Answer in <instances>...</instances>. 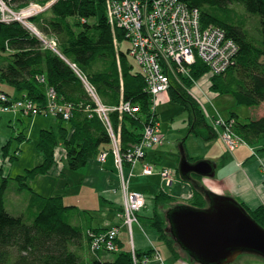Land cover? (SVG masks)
<instances>
[{"label": "trees", "instance_id": "trees-1", "mask_svg": "<svg viewBox=\"0 0 264 264\" xmlns=\"http://www.w3.org/2000/svg\"><path fill=\"white\" fill-rule=\"evenodd\" d=\"M3 1L18 8L30 3L29 0ZM33 1L46 6L53 0ZM182 1L190 9L201 12V23L206 27L223 29L227 38L238 47L236 60H233L235 63H230L225 72L212 78V92L216 96L230 95L237 106L250 108L264 105V0ZM235 3L241 13L228 11L226 15H219L210 11L213 8L228 10L227 7L235 6ZM106 12L105 0H56L47 10L31 17L33 26L42 33L45 41L50 43L54 40L55 48L21 22L8 24L0 21V84L4 85L0 94L24 100L26 106L45 109L53 100L52 91L56 96L52 103L69 107L71 115L66 122L61 114L56 130L41 132L37 148L42 152L43 161L34 169L27 170L26 175L13 178L4 171L6 166L1 167L0 164V264H149L154 256L150 249L146 252L134 250L136 256L133 257L120 236L117 243L121 250L115 256L109 254L106 247L95 249V238L109 227L90 226L84 230L68 223L67 217L72 212L82 215L77 205H67L64 194L45 196L32 192L31 188L32 181L38 176L58 178L64 172L80 171L104 153L114 155L113 137L108 129L111 125L114 133L121 135V156L141 145L147 127L160 128L157 108L153 111L156 101L148 90L147 79L130 52L125 53L120 48V43L128 40L127 34L110 25ZM246 12L259 23L255 28L257 33L250 32L246 27L248 21L242 16ZM132 60L138 65V70ZM191 67L190 77L177 79L173 78L176 75L170 76L168 98L188 112L189 136L195 135L205 142L212 141L219 136L217 125L209 122L201 105L188 93L195 81L212 71L200 58ZM87 84L106 108H117L125 102L138 107L140 113L130 115L110 111L111 125L107 126L96 112L98 103L89 93ZM23 108L20 107L21 110ZM44 111L47 113L48 109ZM228 119L226 125L233 139L251 147L256 159L263 160L264 114L249 122L242 121L236 113H231ZM8 146L3 148L4 156L10 153ZM60 147L64 149L63 163L57 164L56 152ZM10 156V163L13 164L16 155ZM188 158L192 161L189 155ZM123 159L126 160L125 157ZM124 166L126 169L132 167L127 162ZM262 168L264 170V162ZM9 180L18 182L20 192L28 189L32 192L28 199V210L33 212L32 222H27L24 215L14 216L7 211L5 196ZM193 185L197 191L190 198L189 205L207 208L208 201L202 197L207 191L204 187ZM154 198L157 214L151 221L152 227L159 232V240L166 243L175 259L180 260L181 248L168 232V221L161 215V209L168 205L169 209H174L182 204H177V199L163 190L157 192ZM244 206L264 227V204L254 211ZM71 219L75 221L74 214ZM85 250L88 261L78 255ZM191 261L197 264L193 259Z\"/></svg>", "mask_w": 264, "mask_h": 264}, {"label": "rangeland", "instance_id": "rangeland-1", "mask_svg": "<svg viewBox=\"0 0 264 264\" xmlns=\"http://www.w3.org/2000/svg\"><path fill=\"white\" fill-rule=\"evenodd\" d=\"M33 0H29V5L32 3ZM33 4H36L33 1ZM29 5H27L26 7H13V5L8 4L10 9H13L14 11H16L17 13L24 11H28L29 9H27L29 7ZM37 5V4H36ZM53 5V4H52ZM17 6V5H16ZM228 10H221L218 8H213L210 9V11L219 14V15H226V12L230 11V12H237V13H241L240 10H238V7L235 3L234 5H229ZM1 11V10H0ZM1 15V13H0ZM243 18L245 19V21H248L247 26L250 29V32L252 33H257L258 31H256V27L259 26V23L256 21L255 17H251L249 15V13H245L242 15ZM27 23L29 25V27H31L32 30L36 31V34L39 38L41 37V34L39 30L36 29V26H33V22L32 19H27ZM135 33L138 32V30L136 29L134 31ZM154 33H151V35ZM254 35V34H253ZM257 36V35H255ZM43 37V35H42ZM150 37V36H149ZM44 38V37H43ZM43 40H46L45 38ZM47 42V41H45ZM48 43V42H47ZM49 46H51L52 48L56 47V44L53 41H51L50 43H48ZM135 45V44H134ZM133 45V47H134ZM132 47V44L129 40H125L122 43H120V48L122 51H124L125 53H127ZM141 47V46H140ZM155 47L154 46H150L149 48H147L149 50V52L151 50H153ZM194 56V54H193ZM168 57V61H165L168 65H170V71L168 73H172L171 76L176 75L173 78H177L178 77H190V72H191V66H193L196 62V58H193V62H182L183 65V71L181 72H176L174 70L177 69V67H179L176 63H174L175 61L178 63V61L176 59H174L175 56H167ZM237 57V55H236ZM235 57V60H236ZM234 60V61H235ZM232 62L235 63V62ZM132 63L135 67V69L138 70V65L136 64V62L134 60H132ZM143 66V64H142ZM142 71H144V68L141 67ZM180 70L181 67H179ZM215 76V73H208L205 74V77L201 78L198 81H195V85L192 87L193 89H190V91L188 90V93L190 94V96H192L194 99L197 100V102L201 105V108L203 109V111L205 112L206 116L208 117L209 122H214L215 125H217V130L221 131L222 134L226 133L227 130L225 128L222 129V126L227 124V121L229 120V116L231 115V113H236L238 114V116L241 118L242 121L244 122H249L252 119H259L262 115V113H264V105H261L260 107H245L242 105L237 106L236 101L234 100L233 97H231L230 95L228 96H216L212 90H211V80L212 78ZM216 77V76H215ZM171 82H169L168 84L170 85ZM89 85V84H88ZM1 86H4L2 84H0V88ZM88 89V86H87ZM92 91L94 92V90L92 89ZM96 95V92H94ZM168 94L169 92H164L163 94L159 95L157 97V100L159 101V103L157 104V111L159 113V122H160V131H159V135L162 138V143L161 144H155L153 148L150 149V153L155 152L158 148H160L161 146L164 145V148H162V152H164L163 154L166 153V159L170 158V154L168 153L170 147H173V153L177 156H179L181 153V146L184 147V149H186V147L189 149V151H187L189 153V156L193 159V160H198L199 157L206 155L207 152H205L204 148H203V144L205 143H201V141H199L197 139V137L195 135L189 136V126H188V112L184 111L183 108L176 103H173L169 100L168 98ZM94 97V96H93ZM10 101L7 102V104H5L4 102L0 101V114H13L16 115H21L20 120L15 119V123L13 125H10L8 129H6V133H11L9 134L8 138L9 142H7V144H9L8 146V151L10 150V153L7 154L6 156H4L5 154V150L4 145L3 147H1V152H2V156H1V167L6 166L4 171H6V173L9 176H12L13 178H15V176L18 175H26L27 174V170H31L34 169L36 167V165H39L42 163L43 161V156H42V152L37 148V145L40 141V134L43 130L46 129H50V130H56L58 128V116L57 113H55V111L52 109H49L51 107H53L52 105V101L51 100V105L49 104V106H47L45 109H43L42 107H38V106H32V105H25L24 100H18L15 98H10ZM94 100L96 103H98V105H101L103 107H105V105L103 103L100 102L99 98L94 97ZM21 103V104H20ZM48 105V104H47ZM23 106H25L23 108ZM20 107L23 108V110L20 109ZM100 106H98V109L96 110V112L98 114H100L101 118L103 119V121H105V124H107V126H109V124L107 123L106 119L104 118V114L98 112ZM47 113L44 110H47ZM110 115V113H109ZM71 117V116H70ZM70 119V118H69ZM64 120H68V118L66 119L64 117ZM110 123V121H109ZM110 135H112L113 137V144L114 145V149H115V153L114 156L116 157V166L118 167L119 173H121V178L122 181L124 182V179L128 181V178L126 179V167L125 162L126 160L123 159V157L125 156H121L119 153V156H121V160L122 162H119V156L116 154V151L120 152V142H121V135H116L113 131V127L112 125L110 127H108ZM221 134V135H222ZM23 135V136H22ZM119 137H120V142H119ZM29 141H26L28 140ZM199 138V137H198ZM224 138V137H222ZM197 139V140H196ZM186 143H185V142ZM185 143V144H183ZM6 144V145H7ZM183 144V145H182ZM18 146V147H17ZM18 149V150H16ZM17 154H16V152ZM149 150V149H148ZM158 151V150H157ZM215 151V150H214ZM212 152L210 154V156H215V152ZM15 152V159L14 160V165L10 163L11 161V156L13 155ZM64 154V149L63 148H59L57 149L56 152V159H57V164L58 163H63L62 162V155ZM233 152L229 151V150H225L223 149L222 152V157L224 159H228L230 158V155H232ZM17 155L19 157H17ZM147 155V153L145 154ZM256 156V155H255ZM155 157V155H152V161H151V165H149L152 168V174L150 176L148 175H141L140 177L137 176L138 174V169H140V173L142 172V167L140 165H138L140 162L137 163L138 168L136 170V176H134L133 173V177H131V188L134 190L135 186H142V184H144V181L147 178H151V176L156 175V172H158V169L162 168V160L156 161L153 160V158ZM233 157V155H232ZM18 158V159H17ZM100 159V158H99ZM146 158L144 157V159H142V162H144ZM165 159V160H166ZM256 159V157L254 158ZM254 159H250L249 161H253ZM200 160V159H199ZM264 160V159H263ZM263 160L260 161L261 165L260 168L262 170V165H263ZM209 161V160H207ZM105 162V161H104ZM99 163H103L99 162ZM168 165L170 166V161L167 160ZM121 164V167H120ZM145 165V164H144ZM60 168V166L58 167ZM86 167H83V169H85ZM125 168V169H124ZM80 169V170H83ZM60 171H58L59 173ZM58 173L56 174V176L58 175ZM162 172H159V175ZM172 179H174L175 175H173L172 173L170 174ZM62 176H66L64 175V173L62 174ZM157 176V175H156ZM161 177L157 176L156 178L158 179L156 185L154 184V188L150 189L152 190L151 195L145 196L144 193L143 197L145 198V203L144 206L134 212V213H130L128 210H125L126 204L122 207L121 210V204H119V202H116L114 204H107L108 200L106 198V196L103 194V196H100V193L98 192L99 190L93 186V187H89L87 185L82 186L80 184V181L77 177L74 178H69V181H67L65 178V181H67L66 183L69 185V189L70 191H72L73 193L70 192V194H68L65 198H66V202L67 205H77L79 208V211L82 213V215H78V212L74 213L72 212L71 215H68L67 217V221L68 223H74L78 226H80L82 229H86L88 227H106V228H113L116 225L115 224H119V226L123 225L124 229L122 228L120 234H121V241L125 243V247H127V249H129L131 251V253H133V257L136 256V253H134V248H133V243L130 242L134 231L137 230L140 231L142 234H144L146 236V238H149V236H152L150 238L154 239L156 241V246L157 249L152 248V252H153V261L157 262L158 264H163V262H166V264H194L191 261V257L188 253L184 252V251H180L179 248L178 250L181 252V259L180 260H176L173 256H172V252L169 250L168 246L166 245V243H164L163 241L159 240V232H157L153 227H152V220H154L153 218L156 216L157 214V209H154V202H155V195L154 193L157 192L158 190L161 191V189H168V191H174L176 192V194H184V188H180V187H176V186H171L173 184L167 183L165 184V186H162L161 182L164 181V178L162 179V174L160 175ZM44 176H38L37 181H32L31 183V188L33 189L32 192H36L39 193L40 195L43 194L45 195L43 192H41L38 189V185H40V181ZM129 178H130V174H129ZM56 181H58L59 179L54 178ZM2 182L1 176H0V184ZM168 186V187H167ZM81 188L83 190V192H81ZM145 189V188H144ZM123 191V189H122ZM164 191V190H163ZM28 189V191L23 190V191H19L18 190V182L9 180V184H8V189H7V194L5 196V204H6V209L7 211L14 216H19V215H24L27 219V222H32L33 220V212L31 210H28L29 208V203H28V199L31 195V193ZM171 193V192H170ZM192 193V192H189ZM189 193H187V195H189ZM264 193V191H263ZM195 194V193H194ZM46 196V195H45ZM183 195H181L182 197ZM180 197V196H179ZM106 199V200H105ZM207 201V200H204ZM262 202H264V197L262 199ZM189 203V202H188ZM110 209H114L113 211L109 210ZM169 210V205L167 207H163L161 209L162 214L165 219H166V212H168ZM122 212V220L119 218L118 214L120 215V213ZM75 216V221L72 222V216ZM128 214H131V219L134 220V223L132 224V227H130V225L127 223V216ZM167 220V219H166ZM169 225V224H168ZM118 227V226H116ZM119 228V227H118ZM169 229V227H168ZM120 230V228L118 229ZM149 233V236H148ZM120 236V235H119ZM116 243V248L114 247V251L109 250V254H112L113 256L116 255V252H119L121 250V247L119 245V243ZM105 245H101L98 248H104ZM161 254L162 260L163 262H161V260L158 258V254ZM83 254V255H82ZM78 253V255L81 256L82 259H84L85 261H88V255H87V251L85 250L83 253ZM233 264H264V258L258 256V255H253V254H249V253H245L241 256H239L237 258V260L233 263Z\"/></svg>", "mask_w": 264, "mask_h": 264}, {"label": "built area", "instance_id": "built-area-1", "mask_svg": "<svg viewBox=\"0 0 264 264\" xmlns=\"http://www.w3.org/2000/svg\"><path fill=\"white\" fill-rule=\"evenodd\" d=\"M55 1H51L46 6L31 3L27 8L29 9L28 11L23 10L17 13L13 9H10L3 0H0V20L9 24L10 22L20 21V19H30V17L41 14V12L48 9ZM105 1L107 5L106 14L110 25L114 29H120L126 32V37L132 44V49L129 50L130 55L136 59L140 68H144L142 72L147 79L148 90L153 93L154 101H156L153 111L159 103L157 97L168 91V83L171 82L170 76L172 73H168L171 67L165 62L168 61L167 56H175L174 59L178 61V63L176 61L174 63L181 67L182 70L179 67L177 69L174 68L176 72L183 71L182 62L192 63V59L197 57L209 66L212 73L216 75L225 72L237 55V44L227 38V33L216 26L206 27L201 23V12L198 9H190L182 0ZM136 29L138 30L137 33L134 32ZM151 33L154 34L151 35ZM150 46H154L155 48L149 52L147 48ZM87 86L91 96L96 97L92 88L88 84ZM50 94L54 100L56 98L55 94L52 91ZM0 101L7 104L10 101L9 96L1 93ZM52 105L57 115L62 114L66 119L70 118L69 107L53 103ZM98 106H100L98 112L104 114V118L109 126L111 125L109 123L110 111L125 112L130 115L140 113L138 107H134L132 104L125 102H122L117 108L108 109L101 105ZM223 126L227 132L225 134L223 133L222 137H224L223 139L227 146L233 149L238 146L240 141L233 139L227 129L229 128L228 125L225 124ZM159 131L160 128L158 127L154 129L151 126L147 127L144 131L145 137L141 145L135 147L125 155L126 162L132 166L130 178L128 181L124 179L122 184L126 199L125 210H128L130 213L140 210L145 203V198L141 192L131 191V177H133L137 163L142 162V159H144L147 150L153 148L155 144L162 143L163 137L159 135ZM116 154L119 156V151H116ZM100 157V162L106 160V154H102ZM119 160V162H122L121 156H119ZM143 173L151 175L152 168L148 164H145ZM171 173L170 170L162 171L161 173L166 184H172L173 182ZM130 216L131 214H128L127 223L132 227L134 220ZM118 229L115 226L104 231L101 235L98 234L95 238L94 248L100 249L98 248L99 246L106 244L105 247L108 251H114V247L116 248L115 241L117 242L120 235V230ZM158 258L163 261L160 252ZM144 264L148 263L145 262Z\"/></svg>", "mask_w": 264, "mask_h": 264}, {"label": "crops", "instance_id": "crops-1", "mask_svg": "<svg viewBox=\"0 0 264 264\" xmlns=\"http://www.w3.org/2000/svg\"><path fill=\"white\" fill-rule=\"evenodd\" d=\"M13 7L18 8V6L13 5ZM20 9V8H19ZM264 114V113H262ZM21 115H14L13 114H0V149L1 147L6 146L7 142H9L8 136L11 133H6V129L9 128L10 125H13L17 120H20ZM23 118V117H22ZM15 119H17L15 121ZM160 124V123H159ZM8 127V128H7ZM222 131V130H221ZM219 131V136L217 139L208 141L206 144H203V148L205 150L206 155L201 156L198 158V160H210L212 163L216 165V176L214 178H205V177H194L192 180L186 182L182 179L180 173L178 172L179 167V161L181 159V154L179 156L172 154L173 153V147H170L168 153L170 154V158L166 159L164 152H162V148H164V145L158 148L155 152L150 153V149L147 150V158L144 160V162H140L138 165L142 167V172L140 173V169H138L137 176L140 177L141 175L145 176L144 174V164L151 165L152 161V155H155L153 160L159 161L162 160V168L158 169V172H156V175L161 177V173L159 175V172L170 170L173 175H175L173 179V184L171 186H176L180 188H184V194H176L174 191H168V189H161L164 190L166 193L168 192L170 195L175 197L177 199V204H182L189 206L191 203L190 198L194 193H196L197 188L193 185H197V187L201 186L204 187V189L207 192H214L219 195H226L230 197H235L241 204L246 205L250 210L254 211L261 205H263L262 199L264 197L263 193V187H264V173L260 168V161H258L255 158L252 148L244 143H239L238 146L234 147L233 149L229 146H227L226 142L222 138V132ZM222 134V135H221ZM192 136V135H190ZM201 143H205V141L202 138H198ZM196 139V140H197ZM29 141V138L28 140ZM18 147V146H17ZM223 149H227L229 151L233 152V157L230 155V158L227 160L222 157ZM215 150V151H214ZM16 151V150H15ZM189 149L186 147L185 153H187V156L189 153L187 152ZM215 152V156H210L212 152ZM10 152V150H9ZM15 153V152H14ZM106 154V153H104ZM2 152L0 150V164H2L1 161ZM19 157V156H18ZM190 157V156H189ZM191 158V157H190ZM166 159V160H165ZM189 159V158H188ZM250 159H254L252 162L249 161ZM101 159L94 160L90 162L88 166H86L85 169L80 170L78 172H64V176H61L56 181L54 178L55 176H44L41 181L40 185H38V189L43 192L46 196H49L50 194H64L67 196L68 194L73 193L69 189V185L66 183L69 181V178L77 177L80 181V184L82 186L87 185L89 187L95 186L100 193V196H103V194L106 196V198L109 201L107 204L111 205L116 202H119L121 204V210L122 207L125 205V193L122 191V178L121 173H119L118 167L116 166V157L111 153V155L106 154V160L103 163H99ZM167 160L170 161V166L167 163ZM192 163L198 162V160H193L191 158ZM14 165V164H13ZM138 165H136L134 169V176H136V170L138 168ZM125 169V168H124ZM126 179H129V174L131 172V169H126ZM153 173V172H152ZM151 176V178H147L144 181V184L142 186H135L134 190L131 188V191L135 192H141L144 193L145 196L151 195L152 188H154V184L156 185L158 179L157 176ZM150 176V175H148ZM38 178V177H37ZM65 178H67L65 181ZM163 179V177H162ZM34 181H37L35 179ZM131 182V180H130ZM162 186L166 187V182H161ZM199 185V186H198ZM168 187V186H167ZM145 188V189H144ZM158 190L157 192H159ZM81 192H83L81 188ZM154 195H156V193ZM171 192V193H170ZM192 192V193H189ZM189 193V195H187ZM74 194V193H73ZM181 195H183L181 197ZM180 196V197H179ZM202 197L208 201L209 196L207 194H202ZM149 199V198H148ZM66 202V198H65ZM189 202V203H188ZM111 211L112 209L109 208ZM114 210V209H113ZM112 210V211H113ZM171 210V209H169ZM168 210V211H169ZM123 211V210H122ZM168 212H166L167 214ZM119 218L122 220V212L120 215L118 214ZM124 223V221H123ZM120 228V232L122 228L124 229L123 225L119 226V224H115ZM94 228H102V227H94ZM122 234V232H121ZM121 234H120V240H121ZM149 236V233H148ZM152 236H149V238H146L144 234H142L140 231L137 230L134 231L133 237L130 242L133 243L134 250H138L140 252H146L152 248L157 249L156 241L152 238ZM122 242V241H121ZM124 247L125 243L123 242ZM126 248V247H125ZM173 256V255H172ZM174 257V256H173ZM175 258V257H174ZM153 257L150 258L149 264H158L157 262L153 261ZM163 262V261H161ZM163 264H166V262H163Z\"/></svg>", "mask_w": 264, "mask_h": 264}, {"label": "water", "instance_id": "water-1", "mask_svg": "<svg viewBox=\"0 0 264 264\" xmlns=\"http://www.w3.org/2000/svg\"><path fill=\"white\" fill-rule=\"evenodd\" d=\"M27 21L17 22L32 30ZM180 153L178 170L184 181L192 180L194 175L209 179L216 176V165L210 160L190 162L183 146ZM207 195V208L179 205L166 214L168 232L179 248L197 264H233L245 253L264 258V227L246 207L233 196L212 191Z\"/></svg>", "mask_w": 264, "mask_h": 264}, {"label": "clouds", "instance_id": "clouds-1", "mask_svg": "<svg viewBox=\"0 0 264 264\" xmlns=\"http://www.w3.org/2000/svg\"><path fill=\"white\" fill-rule=\"evenodd\" d=\"M33 3V2H32ZM36 4H38V3H36ZM42 5V4H41ZM49 7H51V6H49ZM48 7V8H49ZM47 10V9H46ZM31 18V17H30ZM1 21V20H0ZM40 39L42 40V39H44L43 37H42V34H41V37H40ZM43 41H45V40H43Z\"/></svg>", "mask_w": 264, "mask_h": 264}]
</instances>
